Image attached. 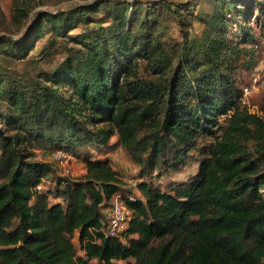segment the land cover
Segmentation results:
<instances>
[{"label": "trees", "instance_id": "16d2710c", "mask_svg": "<svg viewBox=\"0 0 264 264\" xmlns=\"http://www.w3.org/2000/svg\"><path fill=\"white\" fill-rule=\"evenodd\" d=\"M140 5L163 6L178 19L187 7L93 0L40 12L21 39L0 40L11 42L0 54L15 59H26L45 33L76 46L56 70L34 79L0 71V264H264V117L240 105L237 47L220 13L205 37L190 41L182 23L183 44L164 43L152 14L139 17ZM233 5L225 0L220 12ZM105 7L110 23L102 26L93 16ZM244 7L235 9L242 19L251 9L264 17L258 1ZM142 62L150 78L141 77ZM114 137L147 179L137 201L125 198L107 158L86 159L83 177H59L49 187L55 169L39 150L74 159L75 151L107 147ZM195 152L198 172L187 181L168 191L152 183L155 171L158 178L180 172ZM117 195L134 218L110 237L102 231L104 209Z\"/></svg>", "mask_w": 264, "mask_h": 264}, {"label": "rangeland", "instance_id": "374dc122", "mask_svg": "<svg viewBox=\"0 0 264 264\" xmlns=\"http://www.w3.org/2000/svg\"><path fill=\"white\" fill-rule=\"evenodd\" d=\"M93 0H0V40L15 41L25 36L33 25L35 17L40 12H57L69 8L75 4H86ZM132 2H149L158 0H119ZM173 3L187 6L184 8L182 17L167 11L163 6H139V17L144 16L146 10L152 14V25L155 35H160L162 41L169 45H182L183 34L180 25L190 37V41L205 37L210 30L212 17L220 13L222 18L221 27L223 33L228 37L232 45L237 47L239 53L232 58L234 77L241 90L240 105L246 107L251 113L264 117V17L258 10H252L246 20L239 16L235 10L243 9L245 5L258 1L264 6V0H230L235 5L228 8L224 13L220 7L225 0H167ZM241 3V4H239ZM246 3V4H245ZM262 7V6H261ZM245 8V7H244ZM23 11L28 13L25 18L16 17V13ZM107 9L101 8L93 16L95 23H102L107 26L110 20L106 17ZM223 13V14H222ZM182 21V22H181ZM224 25V26H223ZM82 30L76 29L71 35H77ZM222 33V32H221ZM33 37V36H32ZM11 42H4L0 45V51L9 48ZM76 47L71 40L57 37L52 33L41 35L35 43L34 50L26 59H15L0 54V71L18 73L34 79L39 73H51L67 58V49ZM44 52L46 57L44 56ZM20 57V56H19ZM140 75L143 78H150L146 64L141 63ZM220 126L217 134H221L228 123V116L220 118ZM117 141L114 137L109 146H96L89 144L79 151L73 153L74 159L68 164L59 163L52 156L49 150H39V159L49 162L55 169V175L48 178L50 188H54L57 179L69 177L79 179L86 173L84 162L86 159H110L113 168L118 171L124 182L123 194L125 198L135 195L138 184L143 180L140 166L136 164L126 150L121 146H113ZM194 159L180 172L169 173L158 178V171L153 173L150 179L154 185H159L165 190L172 186L188 180L198 172L200 157L197 152L193 153ZM110 215V214H109ZM108 215V216H109ZM78 254H83L81 246L76 240ZM133 263V260L130 262ZM91 264H102L92 262ZM116 264H128L127 261H118Z\"/></svg>", "mask_w": 264, "mask_h": 264}, {"label": "built area", "instance_id": "2783aa9c", "mask_svg": "<svg viewBox=\"0 0 264 264\" xmlns=\"http://www.w3.org/2000/svg\"><path fill=\"white\" fill-rule=\"evenodd\" d=\"M52 156L62 164H68L73 159L71 155L63 150L53 151ZM42 187V185H39L38 189L41 190ZM128 199L131 202H135L137 201V196L132 195ZM133 218V210L121 196L117 195L112 200V211L102 231L110 237H119L129 228Z\"/></svg>", "mask_w": 264, "mask_h": 264}, {"label": "crops", "instance_id": "0c3cea01", "mask_svg": "<svg viewBox=\"0 0 264 264\" xmlns=\"http://www.w3.org/2000/svg\"><path fill=\"white\" fill-rule=\"evenodd\" d=\"M111 211H112V202L110 203V205L104 209V212L106 215H109L111 214Z\"/></svg>", "mask_w": 264, "mask_h": 264}]
</instances>
